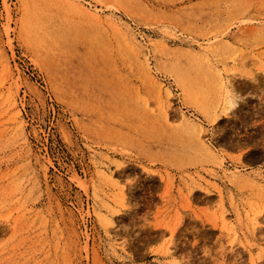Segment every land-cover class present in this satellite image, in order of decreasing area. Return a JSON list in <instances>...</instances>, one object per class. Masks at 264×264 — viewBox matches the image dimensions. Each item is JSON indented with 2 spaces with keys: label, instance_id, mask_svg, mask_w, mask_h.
Instances as JSON below:
<instances>
[{
  "label": "rangeland",
  "instance_id": "1",
  "mask_svg": "<svg viewBox=\"0 0 264 264\" xmlns=\"http://www.w3.org/2000/svg\"><path fill=\"white\" fill-rule=\"evenodd\" d=\"M0 264H264V0H0Z\"/></svg>",
  "mask_w": 264,
  "mask_h": 264
},
{
  "label": "bare ground",
  "instance_id": "2",
  "mask_svg": "<svg viewBox=\"0 0 264 264\" xmlns=\"http://www.w3.org/2000/svg\"><path fill=\"white\" fill-rule=\"evenodd\" d=\"M131 39H132V37H130ZM129 38V39H130ZM131 41V40H130ZM134 43V41L133 42H131V44H132V48L135 50V53H136V51H137V49L136 48H139V47H137V45H135V43ZM140 49V48H139ZM140 51V50H139ZM144 70L147 72V74H148V70L144 67ZM224 85V84H223ZM236 105V103H234V106ZM217 119H214V121H216ZM200 144H202V143H200L199 142V140H198V145H200ZM246 175V174H245ZM232 177H234V178H236L240 183H244V184H248V183H246V182H249V181H247V178H244V173L243 174H233V175H231ZM235 176H238V177H235ZM249 177V176H248ZM257 225H259V224H257ZM256 225V226H257ZM262 227V226H261ZM260 227V225H259V227H257V228H261Z\"/></svg>",
  "mask_w": 264,
  "mask_h": 264
}]
</instances>
